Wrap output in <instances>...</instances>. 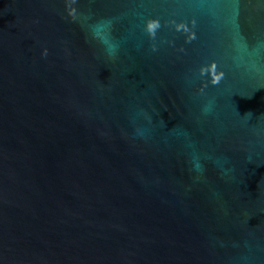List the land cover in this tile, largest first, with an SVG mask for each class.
<instances>
[{
  "label": "water",
  "instance_id": "obj_1",
  "mask_svg": "<svg viewBox=\"0 0 264 264\" xmlns=\"http://www.w3.org/2000/svg\"><path fill=\"white\" fill-rule=\"evenodd\" d=\"M0 264H264V0H0Z\"/></svg>",
  "mask_w": 264,
  "mask_h": 264
}]
</instances>
